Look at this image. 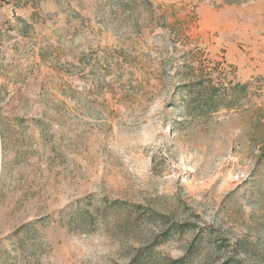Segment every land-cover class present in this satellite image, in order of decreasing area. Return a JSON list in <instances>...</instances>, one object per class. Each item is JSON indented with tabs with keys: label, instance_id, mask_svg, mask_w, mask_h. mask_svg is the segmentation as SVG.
<instances>
[{
	"label": "rangeland",
	"instance_id": "rangeland-1",
	"mask_svg": "<svg viewBox=\"0 0 264 264\" xmlns=\"http://www.w3.org/2000/svg\"><path fill=\"white\" fill-rule=\"evenodd\" d=\"M263 121L264 0H0V264H264Z\"/></svg>",
	"mask_w": 264,
	"mask_h": 264
},
{
	"label": "trees",
	"instance_id": "trees-1",
	"mask_svg": "<svg viewBox=\"0 0 264 264\" xmlns=\"http://www.w3.org/2000/svg\"><path fill=\"white\" fill-rule=\"evenodd\" d=\"M196 85H193V88L188 91L189 98L186 105L187 113L193 117L206 116L210 113L224 109H236L237 105L246 97L249 89L248 82L234 83L222 90L210 86H208V89H206L207 86H200L199 88L194 89ZM260 128L262 138L259 144L261 145V150L264 154V121ZM79 215L82 216V214ZM161 243H163V241L155 242L157 245ZM140 261L142 260L137 257L132 260L131 264H136V262Z\"/></svg>",
	"mask_w": 264,
	"mask_h": 264
}]
</instances>
